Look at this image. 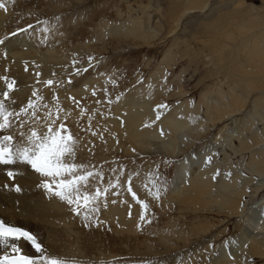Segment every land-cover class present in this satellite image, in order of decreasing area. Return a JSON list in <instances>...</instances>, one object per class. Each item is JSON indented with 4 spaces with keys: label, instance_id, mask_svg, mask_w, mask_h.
I'll use <instances>...</instances> for the list:
<instances>
[{
    "label": "bare ground",
    "instance_id": "bare-ground-1",
    "mask_svg": "<svg viewBox=\"0 0 264 264\" xmlns=\"http://www.w3.org/2000/svg\"><path fill=\"white\" fill-rule=\"evenodd\" d=\"M30 1L33 0H26L24 3ZM36 1L44 2V0ZM175 1L177 3L174 8L178 12L175 13L177 15L172 20V26L168 32L170 35L175 33L180 25L182 26L181 22L185 17L216 10L219 1L223 6L228 5L229 2L231 6L240 9V21L232 24L231 19L229 23L226 16L218 14L215 17L216 20L205 18L204 22L196 25V28L204 31L205 35L209 34L207 37L197 39L204 48L203 53L206 54L210 64L207 74L198 80H194L195 85L192 90L201 89L200 92H202L196 106L193 98H187L188 101L184 100L180 106L175 105V108L171 109L168 114L165 112V108L158 107L173 97H193L194 93L187 96L190 91L183 84L186 83L190 86L194 75L184 82L183 75L187 70L183 68L177 77L176 84L179 90L175 94L167 93L168 88H163L162 85L157 84L155 88L161 87L159 90L152 87L141 88L135 91L137 95L131 98L128 96V99L124 97L120 103L115 105L113 118L109 119V132L121 139L125 138L131 145L141 149L151 147V141L155 140L163 152L172 158L179 157L182 153L186 154L176 164L174 184L170 185L168 194L156 202L163 203L167 210L169 208L171 211L176 210L178 215L185 213L191 216V227L179 229L173 225L170 231L159 234L160 238L157 237L158 235L156 237L168 250L166 252H169L173 247L187 249L194 241L197 243L204 241V243L198 250H193L194 254L192 252L182 256V261L180 258H175L173 264H264V180L259 184H254L256 177L264 178V15H261L262 19L259 18L262 9L248 5L245 0H218L215 2L216 8L211 5L213 0ZM3 2L8 11L0 10V40L5 41L3 45H0V77L9 74L19 82L25 81L26 72L22 64L24 61H31L41 67L40 70L44 73L43 77L52 76L50 79L54 81L53 85L56 86L59 81L62 82L58 89L52 86L48 87L45 84V87L41 88L43 93H38L43 97L40 101H36V98L32 96L33 91L30 88L26 87L28 89L26 90L21 87L17 88L15 85L10 92V97L15 103L6 102L10 110H18L22 105H26L28 99L36 101L38 121L34 122L27 117L25 119L28 124L43 131L45 112L51 111L55 115L57 102L64 110L61 115L64 118H70L73 108L68 97L72 95L75 98H83L87 93L91 94V90L106 84V82L94 81V78L102 73L99 71L95 74V71L104 68L106 62L97 61V67L84 63L82 69L77 73L75 69H78V66L73 65V54L67 45L74 38H72V32H77L73 35L78 36L83 28L86 34L88 30L92 29L87 28V26L100 25L102 16L99 19H94L96 13L88 12V23L83 24L82 22L81 24L79 21L73 25L72 21L76 15L79 14L77 18L81 19L84 14L83 11L63 17L61 6H53L55 8L53 11L57 16L55 19H51L50 25L47 24L51 30L47 40L44 39V28H37L38 26L32 31L28 30V33L18 32L17 35L13 36L14 31H18L29 24L26 23L24 26L9 24L7 23L9 20L7 16L15 11L18 12L17 9L25 7V5H21L18 0H3ZM42 4L30 5L40 7ZM244 6L247 9L241 8ZM19 13L17 14L19 15ZM51 14L49 13L48 16ZM20 22L23 21H19V24H22ZM72 25L74 28H71ZM135 25L137 26L136 29L119 28L116 33L119 34L118 36H123L122 38L125 40L145 38L146 35L141 23L135 22ZM188 25H185L183 33L187 31ZM226 27H233L236 34L233 32V28L227 30ZM29 34L31 37L28 38ZM6 37L7 39H5ZM75 42L77 43V41ZM183 43H187V40H184ZM176 45L179 49L182 48L183 52L188 50V45L185 47H180L179 43ZM26 46H29V49L24 48ZM82 47L79 46L78 48L80 54L83 53L82 51L91 54L90 46L84 44ZM5 49L8 50V53ZM5 53H7V58H5ZM163 59L166 60L168 57L164 55ZM184 61V55H177L173 62V70L175 71L177 66L183 64ZM72 72L74 74L69 75ZM15 79L8 78V81L11 82ZM207 79H214L216 83H206ZM70 80L71 83H69ZM6 90L7 86L4 80L0 79V99H3L2 93ZM54 96H58L56 101L53 100ZM141 97L142 99H140ZM44 104L48 105L47 109L43 107ZM157 115H159V119L156 118ZM254 115H260L259 122H263L261 130H258L260 128L256 125V120L250 118ZM240 116H244V119L241 121L242 127L238 130L237 135H231L227 139L222 137V140L228 143V148L224 149L219 161L217 160L219 158L218 152L213 153L210 150L202 152V149H207L210 146L208 140L205 141L207 136L215 133V137H220L228 130L230 123ZM255 127L258 129L255 130ZM18 140V136L14 138V147ZM78 143L77 141L76 162L82 163L78 160L80 157H78V152L84 147L81 148ZM194 144H197L195 151L191 149ZM208 155H213V160L211 164L206 165L203 161ZM241 157L248 159L245 169L250 177L246 179L239 172L242 166L238 167L235 172L237 167H233V163H231ZM82 161L86 163L84 159ZM84 165L92 170L89 165ZM220 167L227 170V173L232 170L234 173L230 177L223 173L216 180H213L212 176ZM151 169L152 167L148 168L145 174L137 176L142 181L140 186L144 187L141 190L143 197H151L145 189V184H148L152 179L149 176V173L152 174ZM9 170L16 173L12 180H9L7 176ZM107 170L110 169L107 168ZM97 182L96 179L90 178L92 190H94ZM40 183L41 178L28 166H0V219L6 223L31 230L40 238L51 255L75 259L80 264H86L92 259L103 261V259L123 256V253L118 251L115 253L110 250L90 251L89 249H95L90 243L88 244L90 236H92L90 231L92 227H84L82 217L78 216L73 219L77 226L75 223L71 225L70 221L67 222L66 217L69 216L62 212L69 209L68 205L63 202L58 203L56 198H49L43 189L38 187ZM99 183L102 185L104 179ZM5 185L8 187L6 188ZM17 185L21 188L20 193L13 190ZM241 204H243V208H241ZM129 205L126 208L119 206L117 209L110 208L107 219L111 223L119 225H124L132 220L135 225L132 229H136V225L142 224L140 221L141 209L138 204ZM250 205L251 207L248 208ZM62 209L64 210L61 211ZM55 217L58 220H55ZM241 218H244V222L242 224L235 223L238 235L234 239L228 225L233 220ZM151 223L153 224V222ZM167 228L169 227L167 226ZM118 230L120 231V229ZM148 237L151 236L148 235ZM207 239L209 241L205 242ZM136 241L140 243L139 238ZM144 242L148 241L145 239ZM153 249L155 250V248ZM24 250L28 251L29 254H34L28 245H25Z\"/></svg>",
    "mask_w": 264,
    "mask_h": 264
},
{
    "label": "rangeland",
    "instance_id": "rangeland-1",
    "mask_svg": "<svg viewBox=\"0 0 264 264\" xmlns=\"http://www.w3.org/2000/svg\"><path fill=\"white\" fill-rule=\"evenodd\" d=\"M25 1L26 0H18V2L21 5H25V7H20L21 9L18 7L19 9H17V11L20 12L19 15L16 11L13 14L8 15L7 17L9 20L7 19V23H11L12 25L24 26L26 23L30 24L31 22V25L33 27L28 29L30 31H32V29H35L37 26V28H44L45 21L48 22V25L51 24V19H55V17L57 16L55 15V8H53V6H61V15L63 17L75 14V12L83 11L84 14L81 19L77 18L79 14L76 15V17L72 21L74 23L73 25H75L79 21L81 22V24L82 22L83 24L88 23V12L92 14L96 13L94 19H99V17L102 16L100 25L96 24L94 27H92V25L87 26V28L92 29L88 30L86 34L83 28L78 36L73 35L77 32H72V38H74L73 40H70L67 45L70 48V52L73 54V60L76 62L75 64L78 66L79 70L82 69L84 63L89 65H96L97 67V63L100 60L105 61V67L98 71H95V74L99 73V71L102 73L100 74V76L95 77L94 81H102L106 82V84L93 89L96 93L95 96L92 95L93 90H91V94L85 93L86 95L83 98L76 97V99L80 100L81 102V107L84 109L83 112H81L80 108L76 107L73 101L69 99L70 104L73 108L71 113L72 116L70 118L65 117L64 123L77 139L80 147H84V149L78 152V157L80 156L78 160L84 163L82 161V159H84V161L86 162L84 164L89 165L90 168L92 167L91 171H99L103 176L104 183L102 184L103 186H101L108 187V181H112L113 183H115L117 177H119L120 183L122 185L121 187H117L115 189L109 188L106 202H101V204L103 203L102 205H100L101 211L100 213L95 214L93 218L94 221L92 222V228L90 229V231L92 232V236H90V240L88 242V244L90 243L91 246L95 249L89 250H110L114 253L115 251H118L120 253H123V256L103 259L104 263H102L103 261L101 260L99 261L92 259L86 264H173V260L175 258H180V260L182 261V256H185V254H191L192 252V254H194V251L198 250V248L202 246V243H204V241L198 243L194 241L192 242L193 244H191V246H189L187 249H177L176 247H173L169 252H166L168 250L163 246L160 240L157 239V237L160 238L159 234L170 231V228L173 225L178 227L179 229L181 227L189 229L191 227V216L185 213H181V215H178L176 210L171 211V208L167 210L166 206L163 203H157L152 199V197H143L141 194V190L144 187L140 186L142 181L137 178V176H140V174H145V171L148 168L152 167V169L150 170V172H152V175L150 177H152V179H155L156 174L159 173V182H166L167 191L161 192V197H164L168 194L169 187L171 188L172 186L171 184H174L176 164L179 160L186 156V154L182 153L179 157L172 158L165 152H163L162 148L158 146L159 144H157L155 140L151 141L152 145L148 148L145 147L141 149L136 147L135 145L133 146L125 138L121 139L118 136L110 134L109 119L113 118L115 105L120 103V101L124 97L128 99V96L129 98H131L134 95H137L135 91H138V89L148 87L155 88L157 84H160L163 86V88H168L167 93L175 94L179 90V87L176 84L177 77L183 68L187 70L183 75L184 82H186L185 80L190 79V76L194 75V77L191 79L190 86L186 83L183 84V86L185 85L186 89L190 91L187 96H190L194 93L192 95L193 97L171 98L169 100L170 102L166 101V104L164 103V105H166V107H164L165 112L168 114L171 109L175 108V105L180 106V104L184 100H187V98H193V102L196 106L202 92H200L201 89L197 91L192 90V87L195 85L194 80H198L201 76L206 75L207 70H209L210 68V64L208 62L209 59L207 58L206 54L203 53L204 48L201 44H199L197 39L207 37L209 34L205 35L204 31L198 30L196 28V25L204 22L203 20L205 18L216 20L215 17L218 14H223V16H226L228 22L231 19L230 22L232 24L235 22L237 23L238 21H240V9H236L233 5L231 6L229 2L228 5L223 6L221 5L220 1L218 2V0H213L211 2L213 8H216L215 2H218L219 5L216 10L213 9L212 11H206L199 14H191V16L189 15L185 17L181 22L182 26L180 25L178 30L170 35L168 32L172 26V20L177 15L175 13L178 12L176 11V8H174L177 3L175 0H44V2L33 0L29 3H24ZM245 1L248 5L262 9L259 13V18L262 19L261 15H264V0ZM40 3H43L40 7H32L30 5ZM44 4H46L47 6ZM26 6H28L29 8H26ZM241 8L247 9L245 6ZM49 13L52 14L48 16ZM19 21H23L20 22L22 24H19ZM135 22H139L143 26V32L146 35L145 38L125 40L122 38L123 36H118L119 34L117 35L116 32L119 28L136 29L137 26L135 25ZM187 24H189L187 31L183 33L185 25ZM73 25L71 26V28H74ZM27 26L28 25H25L22 28H27ZM231 28L233 27H226L227 30H232ZM233 32L236 34V30L234 28ZM166 36L170 38L168 39ZM27 37H31V34H29ZM184 40H187V43H183ZM75 41H77V43ZM177 43H179L180 47H185L188 45V50L183 52L182 48H178V46L176 45ZM36 44L35 46L38 45ZM84 44L90 46L91 54L86 51H82L84 54L79 53V46L82 47ZM72 45V48L75 50L71 48ZM75 45L79 46L76 47ZM24 48L29 49V46H26ZM71 50H73L75 53ZM5 51L8 53L7 49H5ZM179 54L184 55L185 61L183 62V64L181 63L180 65H178L177 69H175L174 71L173 62L176 59V56ZM164 55H166L168 59L164 60ZM90 57L92 58L91 63H89ZM188 57H190V59H188ZM108 62H110L111 64L109 65ZM22 66L23 68L25 67L24 69L28 67L27 71L25 70V81L19 82L17 79H15V77L9 76V74H5V76L15 79V85L17 88L21 87L22 89H26L27 87L30 88L31 91L43 93L41 92L43 91L41 88L45 87L46 83H44V81H47L52 76L46 78L43 77L44 73L40 70L41 67L32 63L31 61H24ZM37 72L40 73L39 77L36 76ZM71 74L74 73L72 72L69 75ZM211 82L216 83L214 79L206 80V83L210 84ZM60 85H62L61 81H59L56 86L52 85V87H56V89H58V86ZM226 87L225 90H227ZM160 88L161 87H156L155 90H159ZM71 97L75 96L71 95ZM117 97H119V100H117ZM57 99L58 96L56 97V100ZM140 99H142V97ZM96 101L100 102L97 103ZM260 115H254L253 117H250L252 120H256V125L260 128L258 129V127H255V130H261L263 128V122H259L261 119ZM244 116H240L237 118V120L232 121L228 130L220 137H215V133H213L209 137L207 136L205 141L208 140L210 146L207 149H202V152L209 150L213 153L218 152L219 158L217 160L219 161L221 159L220 155L223 154L224 149L228 148V143L226 141H223L222 137L224 136V139H227L231 135H237L238 130L242 127L241 121L242 119H244ZM89 120L91 121L90 129ZM92 132H96L98 133V135L93 136ZM192 147L191 149L195 151L197 149V144H194ZM107 150L108 152L110 151V153H108ZM247 160V157H241L238 160H234L231 162L233 163V167H237L235 172L238 170V167L242 166L239 172L245 179L250 177L249 173L245 169ZM165 161H167L168 163L165 164ZM107 168H109L110 170H107ZM219 170L220 175L223 173H227V170H224L221 167L219 168ZM136 172H138V174H136ZM230 172L232 176L234 171L232 170L229 171V173ZM129 174L132 175L131 184L133 191L136 192L138 198L143 199L149 205L147 215L148 217H150L149 219L151 220V222H153V224L150 223L145 225L142 223L141 227H137L136 225L137 228L132 229V227L135 226L132 220L125 223L124 225H119L113 224L107 219V214L109 213L110 208L117 209V206L126 208L129 204L137 205L136 202L132 200L131 194L127 192L128 182L126 176H128ZM255 180L256 181L254 184H259L264 180V178L260 176L256 177ZM113 192L118 193V195H113ZM56 200L58 201V203H61V201H59L58 199ZM113 200H115L116 202L113 203ZM257 203H259V200H257ZM250 207L251 205L248 208ZM255 209H257L256 206ZM63 210L64 209H62L61 211ZM65 211V213H62L65 215L68 214L67 216L69 217H66L67 222L70 221L71 225L72 223H75V226H77L76 222H73V219L76 218V215H71L72 212L69 209ZM246 213H248V211H246ZM244 218L233 220L228 225L229 231L231 232V235L234 239L238 235V231L236 232L235 223L242 224V222H244ZM55 220H58L57 217H55ZM246 223L249 222L246 221ZM167 226L169 228H167ZM118 229H120V231ZM148 235L151 237H148ZM133 238L135 241L133 240ZM135 238H139L140 243L139 241H136ZM152 238L154 241L152 240ZM145 239L148 242L145 243ZM208 241L209 239H207V241L205 242ZM153 248H155V250Z\"/></svg>",
    "mask_w": 264,
    "mask_h": 264
},
{
    "label": "snow or ice",
    "instance_id": "snow-or-ice-1",
    "mask_svg": "<svg viewBox=\"0 0 264 264\" xmlns=\"http://www.w3.org/2000/svg\"><path fill=\"white\" fill-rule=\"evenodd\" d=\"M0 10L8 11L3 0H0ZM47 23V21L44 22L45 27L43 29L45 40L51 31L47 27ZM32 27L29 24L27 28L14 31L12 35L15 36L18 32H27ZM4 43V40H0V45ZM5 58H7V53H5ZM91 60L90 57L89 63ZM75 63L73 61L74 66ZM25 70L27 71V68ZM84 70L87 71V69ZM75 71L79 73L80 70L75 69ZM36 76L39 77L40 73L37 72ZM0 79L4 80L7 86V90L2 93L3 99H0V166L23 165L30 167L41 178L38 187H41L49 198H56L67 204L74 215L82 217L84 227H91L93 217L100 210L101 202L107 200L109 188L115 189L122 186L119 177L115 183L108 181V187H102L99 183V181H103L100 172H93L83 163L76 162L77 139L64 123L65 118L61 115L64 110L58 102L56 103L55 115L51 111L45 112L43 131H41L38 127L28 124L25 118L27 117L34 122L38 121L36 101L42 100L43 97L38 92L33 91L32 96L36 98V101L28 99L26 105H22L18 110H10L6 102L15 103L10 97V92L14 89L16 81L9 82L6 76L0 77ZM71 82L70 80L69 83ZM44 83L52 86L54 81L48 79ZM92 95H96L95 90H93ZM68 99L72 100L81 112L84 111L80 100L71 96ZM53 100L56 101L55 96ZM96 102L99 103L100 101ZM43 107L47 109L48 105L44 104ZM158 107L164 108L166 105H158ZM156 118L159 119V115ZM90 127L91 121L89 120V129ZM92 135L96 136L98 133L92 132ZM17 136L19 140L14 147L13 140ZM213 155L206 156L203 161L204 164H211ZM164 163L167 164L168 162L165 161ZM15 175L16 173L13 171H7L9 180L14 179ZM151 175L149 173V176ZM219 175V170H217L212 179L216 180ZM225 175L230 177L231 173ZM90 178L98 181L94 190L91 188ZM127 182V192L131 194L132 200L141 209L140 221L144 224H150L151 220L147 215L149 205L143 199L138 198L136 192L133 191L132 175L127 176ZM5 187L7 188L8 185ZM145 189L154 201L159 202L161 192H166L167 186L166 182H159V173H157L155 179H151L148 184H145ZM13 190L16 193L21 192L18 185ZM113 195H118V193L113 192ZM115 202L113 200V203ZM241 208H243V204H241ZM137 227H141V225L138 224ZM25 245L30 246L34 254L25 251ZM245 247L247 246L245 245ZM0 264H80V262L75 259L51 255L35 233L0 219Z\"/></svg>",
    "mask_w": 264,
    "mask_h": 264
}]
</instances>
